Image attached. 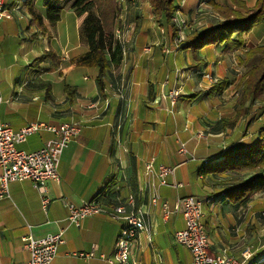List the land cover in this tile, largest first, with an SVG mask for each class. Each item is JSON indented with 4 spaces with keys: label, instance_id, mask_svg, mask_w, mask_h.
I'll return each instance as SVG.
<instances>
[{
    "label": "crops",
    "instance_id": "1",
    "mask_svg": "<svg viewBox=\"0 0 264 264\" xmlns=\"http://www.w3.org/2000/svg\"><path fill=\"white\" fill-rule=\"evenodd\" d=\"M3 3L11 17L0 18V121L13 130L30 122L56 127L76 121L80 130L60 155L58 179L47 181L44 193L29 180L9 183V197L0 199V264H26L29 252L23 238L43 237L60 230L64 243L50 264H114L105 259L112 258L124 221L92 215L74 226L66 219L67 204L95 200L114 206L115 201L126 203L130 198L132 207L142 211L147 225L132 243L130 262L192 264L189 250L174 242L175 231L184 226L177 199L187 195L202 201V222L214 255L229 253L241 260L245 252L250 254L246 264H264V251L257 252L256 222L257 216L264 220V209L250 208L252 198L235 208L210 187L219 178L200 172L204 162L216 161L228 150L245 147L254 139L257 128L239 129L237 123L225 134L230 137L242 130L239 137L230 138L221 147L216 141L209 143L207 137L212 138L210 142L220 140L225 129L208 128L206 137L197 139L195 134L203 133V127L195 115L166 113L168 103L174 107L180 95L191 91V81L185 88L178 86V76L184 73L185 65H192L182 56L187 57L188 52L191 55V50L178 45L164 55V47L145 46L140 23V32L134 38H124L122 61L103 76L100 90L97 69L72 62L87 51L79 37L83 16L77 17L66 9L74 19L60 18L54 26L43 19L42 29L31 21L25 0ZM37 7L43 10L41 0ZM163 37L161 46L166 39ZM212 47L201 48L195 56L197 62L207 61L205 70L210 67V53L204 51ZM47 52L43 60L37 61ZM173 91L177 95L172 99L168 94ZM175 110L179 111L178 106ZM54 138L53 132L40 130L16 146L34 151ZM180 142L185 143V154L178 153ZM151 159L155 166L173 168L169 185L158 188L160 201L156 205L150 204L146 192H142L144 165ZM173 183L181 185L175 187ZM161 203L168 206L167 217ZM258 230L264 232V225ZM92 248L94 255L89 258L73 254Z\"/></svg>",
    "mask_w": 264,
    "mask_h": 264
},
{
    "label": "trees",
    "instance_id": "2",
    "mask_svg": "<svg viewBox=\"0 0 264 264\" xmlns=\"http://www.w3.org/2000/svg\"><path fill=\"white\" fill-rule=\"evenodd\" d=\"M37 1L25 0L24 5L31 16V21L42 29H45L43 19H46L50 26H54L66 9H71L77 17L83 16L79 37L87 45V51L72 62L80 66L95 67L98 71L96 83L102 90L103 76L112 67L120 65L126 49L124 43L115 35V29L123 30L122 23L117 22L119 6L116 1L41 0L42 11H39ZM146 1L152 12L161 18L167 32L170 31V34L165 33L169 41L174 42L178 36V24L173 21L176 0ZM230 1L234 5L238 3L242 5V0ZM207 3L219 9L217 13L223 17L200 29L192 28L186 31V41L180 48L190 49L193 58L197 51L205 46H221L224 52L242 47L244 43L242 35L264 19V0H255L245 15L236 13L231 8L221 10L212 0H207ZM140 21L141 19H135L133 30L139 29ZM246 53L257 56V63L249 68L242 82L241 93L236 103L238 110L232 116H223L221 122L223 129H232L238 122L248 117L247 127L257 120V133L245 147L228 150L221 155V159L204 162L200 168L202 174L216 175V178H219L210 187L218 190V194H222L235 208L246 205L251 195L256 192L264 194V43L249 48ZM46 54L48 52L37 58V61L43 60ZM198 66V63L190 65L193 69ZM222 84L221 82L213 84L208 92L221 90ZM251 108H254L253 114ZM119 203L120 201L114 202L115 205Z\"/></svg>",
    "mask_w": 264,
    "mask_h": 264
},
{
    "label": "built area",
    "instance_id": "3",
    "mask_svg": "<svg viewBox=\"0 0 264 264\" xmlns=\"http://www.w3.org/2000/svg\"><path fill=\"white\" fill-rule=\"evenodd\" d=\"M11 17L9 9L0 0V18ZM173 21L184 27L182 19L177 15ZM124 30H115V35L124 43ZM205 78L211 80V75L205 73ZM176 96L177 92L173 91ZM2 97L0 93V104ZM40 130L51 131L56 138L48 140L43 146L34 151H24L17 148V144L26 140L34 132ZM80 125L76 121L62 122L58 126H49L42 122H30L18 130H13L8 124L0 121V199L9 197L8 185L14 181L29 180L33 187L41 193L45 192L46 182L58 179V165L60 155L68 147L75 135L79 132ZM202 136V133L197 135ZM184 142L179 143L178 153L185 154ZM173 168L164 164H157L148 160L143 169L144 184L142 192H146L149 203L156 205L160 201L158 188L169 185L168 177L172 175ZM177 187L181 184L173 183ZM45 202L46 199H43ZM181 206L184 226L175 231L174 241L187 248L191 254L192 264H246L250 254L242 253L239 260L229 253L216 256L211 252L208 235L202 222V201L193 195L177 199ZM132 198L114 206H105L95 200L85 201L80 205L67 204V217L69 224L79 226L83 218L92 215H105L114 220H122L125 227L114 244L112 258L105 259L114 264H132L130 262L131 246L136 241L139 233L146 230L147 225L143 213L132 207ZM163 215L167 217L169 209L166 203H161ZM64 243L62 230L47 234L43 237L28 235L23 238V246L29 252L26 264H50L57 255L58 247ZM80 258H89L94 255V248L89 252L73 253ZM104 258V256L102 255Z\"/></svg>",
    "mask_w": 264,
    "mask_h": 264
},
{
    "label": "rangeland",
    "instance_id": "4",
    "mask_svg": "<svg viewBox=\"0 0 264 264\" xmlns=\"http://www.w3.org/2000/svg\"><path fill=\"white\" fill-rule=\"evenodd\" d=\"M115 1L119 6L117 16V19L119 20L117 22L122 23V27L125 32L123 38H134L135 35L140 32L133 30L135 19H143L142 21H140V23L141 28L143 27L144 29L143 34L145 36V46H148L152 49L155 47H164L165 51L162 52L164 55L168 54V49L172 47V44L174 45V47L179 45L178 48H180V46L185 43L187 34L186 31L188 29H200L202 27H205L210 22L221 19L223 17L217 13V10L219 9L207 3V0H176L175 4L177 6L174 15H177L179 19H182L184 27L180 24L178 25V36L175 37V39L173 40L174 42H170L168 36L165 34H170V31L167 32L162 24L161 18H159L155 13L152 12L146 0ZM212 1L215 3V5L221 8V10H229V8H231L236 13L242 15L247 14L248 9L251 8L255 3V0H242V5H240L239 3L238 5H234L230 0ZM61 19H65V21H67L66 19H74V16L70 14V12L64 10L61 14ZM164 35L166 39L163 40V46H161L160 43ZM242 37L244 41L242 47L237 48L233 51L224 52L222 51L221 46H211L212 48L204 51L205 53H210L208 54L210 56V61L208 63L210 67H208V70H205L203 68L204 64L207 65V61H205L206 63H202L201 61L197 62L195 57L192 58V54L190 55L189 52L187 57L182 56L183 59L187 58L188 61L192 64L198 63L200 68L198 66L195 69H192V67H189L188 64L185 65L186 69L183 71L184 73L181 76H178V86L185 88L186 84L191 81V91L187 92V94L180 95L177 102H175L174 107L169 105V103L167 102L168 106L166 109V113L173 116L188 114L195 115V117L198 118L197 122L199 126L203 127V129H201V131L203 132L202 136H199L200 139L206 137L205 131L208 128L223 129L221 118L223 116H232L234 115L235 111L238 110L236 103L241 93L242 82L245 79V75L247 74L249 68L254 63H257V56L247 54L246 50L264 43V19L261 20L260 23L254 24L250 30L246 31L242 35ZM175 60L178 62V59ZM205 73H209L211 75V80L204 77ZM222 81L225 82V85ZM217 82L223 83V88L221 90L217 89L213 92H208L210 87ZM165 90H168V88L166 87ZM168 96L172 99L175 97L173 95V92H170ZM160 98L162 99L163 96L160 95ZM176 106H178L179 111L175 110ZM251 111L253 114L254 108H251ZM208 115L209 117L211 115L212 116L209 118ZM246 119L244 121L241 120L240 122H238L239 129L247 130ZM256 123L257 120L251 123L250 127H256ZM224 129L225 130L223 131V134L219 137L220 140H212V142H210L212 138L208 136V142L213 144L216 141L215 144H218L222 147L228 143V140H230V138L236 139V137H239V134L242 132V130H240L241 132L237 131L236 135L226 137L228 136V134H225L226 131L228 132L231 129ZM197 135L198 133L195 134V138L199 139ZM251 198L250 203L252 206H250V208L255 209L256 211L258 209L260 210L261 208L264 209V194L256 192L251 195ZM262 214L264 215V212ZM256 222L257 252H262L264 251V232L259 231L258 229L260 226L264 225V220L262 221V219L258 218L257 216Z\"/></svg>",
    "mask_w": 264,
    "mask_h": 264
}]
</instances>
